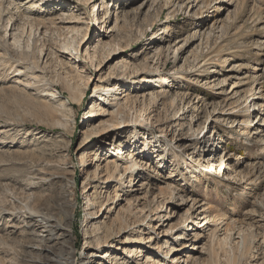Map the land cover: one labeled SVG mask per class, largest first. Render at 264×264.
<instances>
[{"label":"rangeland","instance_id":"1","mask_svg":"<svg viewBox=\"0 0 264 264\" xmlns=\"http://www.w3.org/2000/svg\"><path fill=\"white\" fill-rule=\"evenodd\" d=\"M252 90L264 92V0H0V264L65 261L68 250L75 264L106 263L87 258L86 194L114 195L120 184L101 172L110 161L123 170L129 150L143 166L132 184L123 176L116 211L150 214L139 263L264 264V106ZM206 132L211 157L194 145ZM120 142L124 155L109 158ZM28 195L37 208L52 198L65 225L52 204L68 205L71 230L32 220ZM121 236L107 249L137 263Z\"/></svg>","mask_w":264,"mask_h":264},{"label":"bare ground","instance_id":"2","mask_svg":"<svg viewBox=\"0 0 264 264\" xmlns=\"http://www.w3.org/2000/svg\"><path fill=\"white\" fill-rule=\"evenodd\" d=\"M33 5H35V4H33ZM63 13L65 15L67 12H63ZM70 17H71V15L68 18H70ZM69 23H70V21H69ZM125 62L126 61H124V63H122V64H125ZM226 81L227 80H225L224 82H226ZM101 89L102 88L100 87L97 89V91L101 90ZM104 90H105V88H104ZM107 90H110V89L107 88ZM263 93L264 92H262L261 95H259V96H257V94L254 90H252V93H251V95H252L251 97H253L252 102L254 100H256V102H254L253 104H254L255 108H257V107L259 108V111L263 110L262 108L264 106V104H263L264 101H262L260 103V102H257V100H260V99L263 100L264 99ZM83 94L84 93H82V95ZM110 98H113L112 94H109V98L107 100H109ZM111 100H116V99L114 98ZM255 110H257V109H255ZM257 117H259V115ZM259 123H262V124L258 125ZM263 124H264V116L260 117V120L255 125L253 124L255 127V128L254 127L253 128L255 130H259L260 128L262 129V127L264 126ZM128 127H129V125L125 126L124 128H128ZM95 130H98V129H95ZM205 131H206V126L201 131V134ZM262 131H264V130H261V132ZM0 132H3V131H0ZM209 133L210 132H206L204 135H202V137L197 138L195 140V144H194L200 150L206 151L207 154H204L205 157H207V156L211 157L212 156V153L214 150H211V147L216 145V143H212V141L215 140L214 135L209 136L210 135ZM135 137H137V131H132L131 133H129V142H131L132 139ZM115 139H116V137H115ZM117 142L118 141H116V143ZM137 143H138V141H134V144L137 145ZM146 143L147 142L145 141L144 144H146ZM121 144H122V142H120L119 146H117L116 148L113 149L114 150L113 155L110 156L109 158H111V157L114 158L115 152L122 150L120 147ZM209 145H210V148H209ZM175 146L180 147L177 144ZM145 151L146 150H144L143 152H145ZM148 151H151V150L149 149ZM120 152H122V151H120ZM171 152H172V149L169 148L167 155H169V153H171ZM161 153L163 154L164 151H162ZM95 154L96 153H94V155ZM117 154L118 155L119 154L124 155V153H118V152H117ZM137 155L138 154L135 155L132 150H129L128 154L126 155L127 156V159L125 161L126 165L123 168V170L121 169L118 161L108 162V164L106 165V168H105L106 171L101 172V174L103 173V175L100 176V181L108 182V183H113V182L117 181V183L120 184L119 186L122 187L125 183L124 182L125 180H123L125 177L123 178V176H125V175L129 176L130 175L131 176L130 182L132 184L134 181V177H135V172H136L135 169L137 168L138 165L143 166V165H141V163L138 162ZM97 159H98V157L95 156L91 165H93L94 161H96ZM210 161L213 162L214 160H210ZM100 169L101 168L99 165L95 169L94 173H92V176L90 178H89V175L87 176L89 183H86L84 185V192H86L87 189L92 186V183H94L96 178H98V176H99L98 171ZM184 170H187V168H185ZM187 172H188V170H187ZM119 186L114 188V195H112V193H110L108 191H105L104 195H103V190L102 189L100 190V188H101L100 185L95 187L96 189L92 195L89 196L88 194H86L87 211H88L86 214V217L88 219V222H87L88 225H86L87 229L85 230V243H86V248H92V249L94 248V250H92L87 255V258L89 260H92V261L96 258H100L101 260H107L106 263L100 262L99 264H128V262L125 260L121 261V258L119 259L115 252H109V249H107V248H115V246L111 245L114 237L117 235L118 236L122 235L121 238H123L125 236V238L122 241L124 244L123 252L126 253V255H128V257L130 256V257L136 258L137 263H135V264H143V263H139L140 257L143 256L142 247L140 245L145 241L143 229L141 226L143 225L144 221H146L150 217V214H148L145 218L146 210L144 208L140 207L141 204L136 205V206H133L132 204H130L129 206H123V208H121L119 211H116L117 207L121 204V196L119 195V191H118ZM179 193H180V191H179ZM172 194H174V190H173ZM182 194L180 195V200H181V203L184 204L185 197ZM36 198L42 204V208H37L36 206H34L35 199L33 201V198L30 195H28L26 197L27 201L25 202V205H24L25 213L28 214V216L32 220H34L35 217H36V219L41 218L43 221H46V223L48 224V227H51L52 230L54 228L55 230L60 232L61 235H64V234H66V232L71 230V228L69 229L68 226H69V223H71V219L73 218V213H71L69 211V209L67 207L68 205H66V206L63 205V202L56 203L55 200H53V204H52V206L56 210L61 212V214L63 215L64 218L70 220V221L68 220V222H69L68 225H65L64 223H59V221L56 220L55 216L51 215L50 205H51L52 198L44 197L42 195L38 196ZM171 200L173 201V199H171ZM109 202H111V204H109ZM107 205H108V207L110 206V208H108ZM111 205H114L116 207H111ZM104 208L109 209L108 210V216L105 220L99 222L97 220L103 216ZM154 211L155 212H153V213L161 219L162 217L159 216L160 215V205H159V207H156V209ZM114 214H115V216L113 218L112 215H114ZM154 220L155 219H153L151 217V220L148 222V227L154 228V230H155L156 227L152 226ZM132 226H134V227H132ZM169 230H172V228H169L168 230H166L165 233L168 234ZM130 232H132V233H130ZM229 236H230L229 234H228V236H226L228 240H229ZM152 240H153V236L150 235L148 242H150ZM58 243L62 244L61 242H58ZM166 243H168V245H169V241H167ZM29 245L30 244H28L26 246H29ZM39 245H40V251H42V249L47 248V246H48L47 244H43L42 242ZM41 245H43V246L41 247ZM161 246H162L161 244L155 243L154 245H152V248L159 250V249H161ZM168 247H169L168 253H171L173 251L177 252L176 249H172L170 246H168ZM183 247L187 249V243H184ZM60 248L63 249L64 247L60 246ZM9 249L14 250V248H10V247H9ZM9 249L2 248V251L5 253H13V252H10ZM66 252H67V257L65 258V261L61 260L59 257V259H57V258L56 259H48V260L43 259L42 263H45V264H75V262L71 259V255H72L71 251L68 250ZM14 255L18 256V252L14 251ZM152 257L153 256L148 255V258L144 262V264H150L152 261H154V259H152ZM22 260L26 261V259H24V258H22ZM185 261H188V258H187V260H183L182 262L184 263ZM1 262H3V261L1 260ZM26 262H28V261H26Z\"/></svg>","mask_w":264,"mask_h":264}]
</instances>
